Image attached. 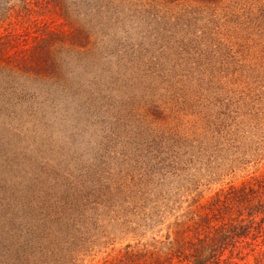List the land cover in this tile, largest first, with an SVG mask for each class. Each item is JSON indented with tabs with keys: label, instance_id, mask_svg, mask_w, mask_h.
Masks as SVG:
<instances>
[{
	"label": "rangeland",
	"instance_id": "1",
	"mask_svg": "<svg viewBox=\"0 0 264 264\" xmlns=\"http://www.w3.org/2000/svg\"><path fill=\"white\" fill-rule=\"evenodd\" d=\"M214 8L193 25L183 13L168 40L156 36L161 21L129 28L127 40L117 32L135 54L127 72L114 59L102 75L66 62L78 84L98 88L99 107H109L81 135L86 179L71 221H13L24 253L16 264L164 262L172 244L214 236L239 214L227 208L228 192L264 178V0H223ZM34 9V21L16 16L0 28L24 40L12 52L45 28L65 27L54 11ZM43 88L35 91L43 95ZM34 101L26 99L17 118L28 117ZM39 106L48 125L56 109ZM65 122L57 116L47 127L52 144L58 129L66 134ZM40 139L29 137L47 150L48 138ZM261 217L247 219L251 233L224 251L221 264H264Z\"/></svg>",
	"mask_w": 264,
	"mask_h": 264
},
{
	"label": "trees",
	"instance_id": "2",
	"mask_svg": "<svg viewBox=\"0 0 264 264\" xmlns=\"http://www.w3.org/2000/svg\"><path fill=\"white\" fill-rule=\"evenodd\" d=\"M222 1L0 0V28L13 23L11 19L16 16L26 22L34 21L35 5L41 12L54 11L65 25L59 30L45 28L40 37H34L31 43L13 52L16 43L24 40L20 42L14 39L15 35L0 32V148L4 150L1 162L6 171L4 177L0 171V264H16L17 258L24 256L18 250L20 244L13 221H32L33 217L36 221H71L70 210L80 201L81 189L85 187L81 135L96 124L99 112L109 104L105 101L99 107L98 88L87 80L84 87L78 84L76 76L68 74L66 62H75L79 71L89 68L90 73L102 75L107 71L104 66L114 59L116 68L127 72L130 65L132 68L135 54L121 44L122 35L117 32H126L127 40L129 28L161 21L158 24L162 31L157 30L156 36L162 34L159 40L165 36L168 40L177 33L174 28L182 21L183 13L193 25V21L203 19L207 11L215 10L214 5ZM127 26H130L128 31ZM42 87L43 95L37 94L35 89ZM30 98L37 106L32 105L28 117L17 118L14 112L24 105L29 107L26 99ZM39 104L56 109L50 113L48 125V117L44 120V108ZM36 110L41 113L40 117ZM57 116L66 119L68 128L66 134L65 127L58 129L52 144L46 129ZM30 136L40 140L48 138L47 150L30 142ZM254 179L256 182L228 192V200L224 202H229L227 208L236 207L239 214L230 216V222L217 228L214 236L205 234L197 241L184 240L176 243V247L170 242L174 254L164 262L149 264H172L174 255L187 260L186 264H221L224 251L251 233L252 220L247 219L259 213L264 221V178ZM68 189L70 203L64 194L70 193ZM252 200L255 204L251 205ZM243 209L248 211L247 217Z\"/></svg>",
	"mask_w": 264,
	"mask_h": 264
}]
</instances>
